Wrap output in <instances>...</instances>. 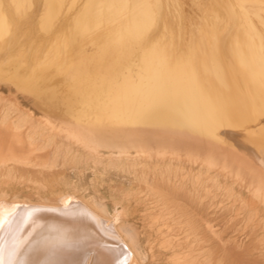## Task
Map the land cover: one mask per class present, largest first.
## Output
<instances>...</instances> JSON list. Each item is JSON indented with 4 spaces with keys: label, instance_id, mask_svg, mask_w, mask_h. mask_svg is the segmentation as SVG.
I'll list each match as a JSON object with an SVG mask.
<instances>
[{
    "label": "rangeland",
    "instance_id": "374dc122",
    "mask_svg": "<svg viewBox=\"0 0 264 264\" xmlns=\"http://www.w3.org/2000/svg\"><path fill=\"white\" fill-rule=\"evenodd\" d=\"M46 1L0 0V12L8 20L7 28L0 29V202L33 208L35 216L29 223L40 210L68 219V225L83 215L96 225L95 232L103 239L134 255L137 264H217L214 257L218 254L220 264H264V209L246 191L186 160L143 157L133 151L126 156L95 146L93 139L89 142L64 123V109L62 117L42 115L25 93L15 88L12 76L29 71L39 78L20 79L26 93L42 97V90L27 86H35L47 74H55L51 78L59 85L68 84L80 62L101 54V49L112 43V30L121 22L120 18L102 19L88 29L84 23L72 25L85 0H59L55 18L48 20ZM148 1L158 4L161 14L158 12L159 21L146 36L157 40L167 34L175 41L180 35L181 41L173 45L176 55L191 52L190 36H213L211 40L220 50L225 47L220 38L243 33L248 44L241 45V52L264 57V0ZM34 61L36 66L31 65ZM97 63L91 66L102 69L103 61ZM35 67L39 69L34 71ZM60 95L64 99L65 91ZM90 105L81 109L98 112ZM212 180L231 193L226 198L237 206L236 195L256 206L257 222L263 214L256 238L247 237L245 214L237 218L233 212L232 217L216 212L218 207L212 203L221 202V190L211 188ZM88 251L85 255L91 259L92 251Z\"/></svg>",
    "mask_w": 264,
    "mask_h": 264
},
{
    "label": "bare ground",
    "instance_id": "6f19581e",
    "mask_svg": "<svg viewBox=\"0 0 264 264\" xmlns=\"http://www.w3.org/2000/svg\"><path fill=\"white\" fill-rule=\"evenodd\" d=\"M46 3L47 19H52L59 0ZM82 4L72 25L84 23L88 29L102 19H121L112 30L115 37L112 43L101 49V54L98 52L88 61L80 62L77 74L68 79V84L59 85L51 78L55 74H47L41 75L43 78L35 86H27L42 90V97L22 90V80L39 74L30 71L27 75L14 74L15 88L25 93L42 115L53 118L63 115L65 110L64 123L88 141L93 139L95 146L114 154L128 156L133 151L143 157L164 155L206 167L246 191L264 209V57L261 53L249 56L246 55L249 51L241 52L248 40L243 33H237L221 36L225 47L220 50L224 53L214 45L213 36L200 35L188 37L191 52L187 56L176 55L173 45L181 41L180 35L175 41L167 34L157 40L152 35V38L146 36L159 21L158 4L148 0H85ZM4 15L0 12V29L8 25ZM97 61L101 65L103 61V70L91 66ZM59 91H65L64 99ZM90 103L98 112L82 110ZM219 184L211 183V188L221 190V202L212 203L218 207L216 212H227L222 215L230 217L233 212L237 218L245 214L242 219L244 229L249 231L247 237L256 238L263 214L257 222L258 208L242 202L241 195L238 198L236 195L240 201L237 206L226 198L231 193L223 191L226 189ZM33 215V208L22 209L13 203L0 202V264H83L89 259L85 255L87 250L93 256L88 264H137L134 255L123 246L103 239L95 232L96 225L86 221L83 215L71 225L68 219L64 221L46 210H40L29 223ZM218 242L223 241L220 238ZM220 255L214 257L217 264Z\"/></svg>",
    "mask_w": 264,
    "mask_h": 264
}]
</instances>
